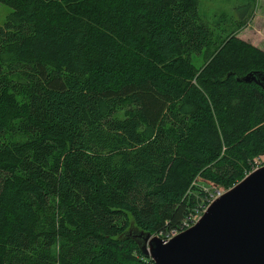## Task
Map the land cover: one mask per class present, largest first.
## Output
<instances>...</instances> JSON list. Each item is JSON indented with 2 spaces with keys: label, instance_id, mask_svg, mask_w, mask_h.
Segmentation results:
<instances>
[{
  "label": "trees",
  "instance_id": "16d2710c",
  "mask_svg": "<svg viewBox=\"0 0 264 264\" xmlns=\"http://www.w3.org/2000/svg\"><path fill=\"white\" fill-rule=\"evenodd\" d=\"M0 264H154L264 156V50L199 0H0ZM195 56L204 62L196 66Z\"/></svg>",
  "mask_w": 264,
  "mask_h": 264
},
{
  "label": "water",
  "instance_id": "95a60500",
  "mask_svg": "<svg viewBox=\"0 0 264 264\" xmlns=\"http://www.w3.org/2000/svg\"><path fill=\"white\" fill-rule=\"evenodd\" d=\"M242 80L264 91V71ZM123 237L154 264H264V164L217 194L197 221L169 239L131 223Z\"/></svg>",
  "mask_w": 264,
  "mask_h": 264
},
{
  "label": "rangeland",
  "instance_id": "374dc122",
  "mask_svg": "<svg viewBox=\"0 0 264 264\" xmlns=\"http://www.w3.org/2000/svg\"><path fill=\"white\" fill-rule=\"evenodd\" d=\"M10 12V7L0 4V24ZM199 12L208 19H212L216 13L226 12L237 23L234 30L239 38L257 43L264 48V0H199ZM193 62L198 67L204 59L195 56ZM257 163H260L258 166L264 163V156L260 160L257 159ZM211 187L214 196L215 190L220 193L225 191L222 187L216 188L215 185Z\"/></svg>",
  "mask_w": 264,
  "mask_h": 264
},
{
  "label": "built area",
  "instance_id": "2783aa9c",
  "mask_svg": "<svg viewBox=\"0 0 264 264\" xmlns=\"http://www.w3.org/2000/svg\"><path fill=\"white\" fill-rule=\"evenodd\" d=\"M257 159H259V160L262 159V156H259V157L254 158V160H253V162H254V166L252 167V170L264 164V163H262L261 165L258 166V164H260V163H257ZM215 192H216V195H217V194H220V191H218V190H215ZM216 195H215V196H216ZM215 196H214V195H211V199L209 200V202H210ZM206 206H207V205H206ZM206 206H205V207H206ZM205 207L202 209V211L205 209ZM202 211L200 212V214L202 213ZM198 212H199V210H198L196 213L191 214V215L187 218V220H186L185 223L183 224V229H182V230H184V229H186V228L192 226V225L197 221L198 217L200 216V214H199ZM179 232H180V231H178V232H175V231H174V232H171L169 235H166V237L163 238V239H169V238L173 237L174 235H176V234L179 233Z\"/></svg>",
  "mask_w": 264,
  "mask_h": 264
},
{
  "label": "crops",
  "instance_id": "0c3cea01",
  "mask_svg": "<svg viewBox=\"0 0 264 264\" xmlns=\"http://www.w3.org/2000/svg\"><path fill=\"white\" fill-rule=\"evenodd\" d=\"M242 40H245V41H247V42H249L250 44H252V45H254V46H256V47H258V48H260V49H262V50H264V48L262 47V46H259L257 43H254V42H251V41H248V40H246V39H244V38H241Z\"/></svg>",
  "mask_w": 264,
  "mask_h": 264
}]
</instances>
